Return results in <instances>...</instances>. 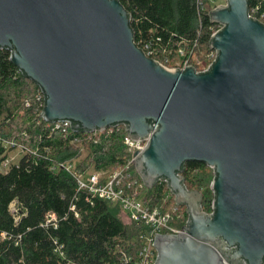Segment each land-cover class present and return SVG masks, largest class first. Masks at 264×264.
Returning <instances> with one entry per match:
<instances>
[{
  "label": "water",
  "instance_id": "1",
  "mask_svg": "<svg viewBox=\"0 0 264 264\" xmlns=\"http://www.w3.org/2000/svg\"><path fill=\"white\" fill-rule=\"evenodd\" d=\"M225 1L208 11L214 58L197 72L145 55L119 0H0V49L39 86L44 121L147 139L135 171L187 214L184 232L155 235L153 264H264V23ZM186 160L213 172L210 213Z\"/></svg>",
  "mask_w": 264,
  "mask_h": 264
},
{
  "label": "trees",
  "instance_id": "2",
  "mask_svg": "<svg viewBox=\"0 0 264 264\" xmlns=\"http://www.w3.org/2000/svg\"><path fill=\"white\" fill-rule=\"evenodd\" d=\"M119 1L130 14L134 42L145 52L149 48L152 59L173 68L188 58L196 69L212 61L208 42L217 25L208 16L211 1ZM247 3L249 13L264 23V0ZM42 109L39 86L12 63L8 49H0V264H136L148 227L129 220L118 204L78 190L71 173L50 169L70 160L79 162V172L91 168L109 174L124 167L131 155L124 128L97 133L87 142V132L52 129L42 119ZM18 144L23 147L21 158L2 170L8 149ZM129 170L143 201L180 215L175 224L181 225L186 207L176 204L166 183L139 186V174L133 167ZM181 174L187 189L201 192L202 209L210 211L211 168L186 160Z\"/></svg>",
  "mask_w": 264,
  "mask_h": 264
},
{
  "label": "built area",
  "instance_id": "3",
  "mask_svg": "<svg viewBox=\"0 0 264 264\" xmlns=\"http://www.w3.org/2000/svg\"><path fill=\"white\" fill-rule=\"evenodd\" d=\"M209 1L212 2V0ZM215 6L217 5H214L212 8ZM251 11H253V9ZM249 15L254 17L253 12L252 14L249 13ZM142 50L145 55L148 56V54H150L149 48L146 47L147 53L144 49ZM210 63L207 66L196 69L188 58H183L181 61L177 62L173 68L184 69L187 66H193L197 72H199L208 69ZM196 65H200L199 61H196ZM51 125L53 126L52 129H61L63 131H66L68 128L70 129V123L68 121L54 122L51 123ZM116 127L123 126L121 125ZM112 128L115 127H107L101 131L87 132L85 134L87 135L85 136V141L88 142L91 138H93V135ZM79 140L80 139L77 138L74 142H78ZM124 142L131 149V155L124 167L116 169L112 173L108 174L94 169H87L79 172L76 170L78 164H75L74 160L59 162L51 165L50 169H63L71 173L76 180L78 190L85 192L89 197H97L118 204L119 207L126 213L129 220L142 222L146 225L148 227V231L141 235V245L138 249L135 262L136 264H153L156 258V250L153 246V239L155 235L166 233L178 234L184 232L187 217L181 225H176L175 222H179L181 219L180 215L175 216L172 211L165 209L163 206L151 207L143 201L141 195L136 193V188H133L136 180L131 178L129 169L131 167L134 168V153L140 152L144 149L147 144V139H132L126 134ZM5 166L6 162L2 164V167ZM141 185H143V183L139 186ZM169 194L173 195L170 191ZM210 212L211 204L210 211H208V213Z\"/></svg>",
  "mask_w": 264,
  "mask_h": 264
},
{
  "label": "rangeland",
  "instance_id": "4",
  "mask_svg": "<svg viewBox=\"0 0 264 264\" xmlns=\"http://www.w3.org/2000/svg\"><path fill=\"white\" fill-rule=\"evenodd\" d=\"M225 2H226L225 0H212V3L214 5H221ZM12 144H13V142H12ZM22 154H23V147L21 144H18L16 147L8 149L7 158L5 161L6 166L1 167L2 170H6L10 164L17 163L19 161V159L21 158ZM74 162H75V164H79V162L77 160H74ZM10 208H11V210H14V204L13 203L10 205Z\"/></svg>",
  "mask_w": 264,
  "mask_h": 264
}]
</instances>
